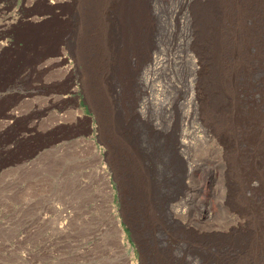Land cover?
Masks as SVG:
<instances>
[{"label":"rangeland","instance_id":"rangeland-1","mask_svg":"<svg viewBox=\"0 0 264 264\" xmlns=\"http://www.w3.org/2000/svg\"><path fill=\"white\" fill-rule=\"evenodd\" d=\"M86 1L0 0V264H150L153 257H156V264H161L159 259L163 257H166L165 261L167 257L179 259L177 264L191 257L196 259V264H205L209 260L210 264H229L232 262L220 256L218 258V255L227 251L241 260L239 264H264V253L259 251L264 245V231L255 237H245L248 243L244 239L232 243L237 246H230L229 238L213 237L208 233L212 226L223 227L217 216L211 225L199 224L201 238L190 244L187 234L170 222L165 208L176 196L182 198L181 182L188 164L182 162V158H190L189 163L193 167L195 164L200 165L197 176L190 179L194 187L198 181L203 186L206 169L211 166L207 163L216 160L212 164L216 165L215 170L220 173L218 183L222 184L224 192L227 183L223 180L229 168L225 166L223 158L229 156L230 150L243 152L241 158H264L261 148L259 150L256 145L253 146L254 143L247 147L244 141L232 137L233 130L230 132L219 122L214 107L216 101L213 102V99L219 98L216 85L207 89L204 82L206 74L199 76L194 82L195 95L192 94L193 102L190 103L189 95L185 98L186 94L181 92L188 70L185 67L168 66L163 72H157L152 84L156 90L153 99L157 106L142 108V117L137 118L131 107L128 110L125 108L123 101L129 92L137 105L145 100L140 79L142 81L146 69L143 66L147 51L152 54L162 50V58L168 54L174 60L183 51L194 54L197 28L191 6L196 5V2L182 11L188 20L182 31L170 26L167 15L168 9L181 5V0L153 2L154 9L159 10L155 11L159 18L152 22L149 35L148 32L146 34L145 47L137 44L130 49L132 65L135 70H139V79H135L129 89L127 82L123 83L125 79L116 62L123 50L121 43L124 37L119 7L114 4L115 0ZM221 9L225 10V7L219 8L217 18L214 16L213 19H218L220 24L214 27L217 32L215 36L218 30L222 34V42L217 45L223 52L218 47L212 50L207 45L211 50L208 52L207 48L204 49L206 61L209 63L208 58L214 50L221 51L222 58L230 61H225L224 65L228 64L224 72L229 73H224L223 80H220L226 85H223V94L226 95L225 91L228 90V109L239 105L242 109L247 108L243 99L248 98L246 100L249 101L250 109L257 107L254 109L259 112L261 103L264 104V100L260 99L264 97L261 43L255 40L254 44H242V39L239 41L237 38L240 34L238 24L233 20L235 12L226 16ZM249 29L248 18L245 17L244 30L249 32ZM49 32L68 35L49 43L43 37ZM183 33L187 35L185 40L182 39ZM206 33H209L208 38L211 40V30ZM35 38L41 43L36 46L29 44L30 39ZM181 40L182 48L175 49ZM262 40L264 44V38ZM234 50L239 53V57ZM74 54L82 55L76 58ZM225 57H231V60ZM100 70L103 72L100 73ZM232 81L235 82L233 86ZM92 85H98L96 91ZM184 100L188 102L182 108L179 102ZM159 102H163L166 108L158 106ZM101 103L108 109V116L103 113L105 118L102 116ZM186 110L190 114L187 123L183 120ZM241 114L243 117L242 111ZM104 122L110 123L105 125ZM220 130L231 137L229 141L232 144L227 151L217 138ZM182 133H193V139L189 140L193 146L191 149L177 148ZM116 165L123 167L122 173H117ZM222 188L220 186L221 191ZM195 192L190 194L191 198L197 195L203 201L208 198L206 191H200L199 194ZM224 192L218 197L223 203L219 200L214 202L227 213ZM247 195L254 199L261 193ZM192 200L193 203L187 206L189 214L198 217L202 203L195 198ZM258 202L264 205L260 200ZM137 212L142 215L138 216ZM202 255H205L206 261L201 262Z\"/></svg>","mask_w":264,"mask_h":264},{"label":"bare ground","instance_id":"bare-ground-1","mask_svg":"<svg viewBox=\"0 0 264 264\" xmlns=\"http://www.w3.org/2000/svg\"><path fill=\"white\" fill-rule=\"evenodd\" d=\"M86 1V0H85ZM84 0H82V2H85ZM103 1V0H102ZM155 0H115L114 4L119 7V12L122 15V25H123V39H122V43H121V47L123 50H121L122 52H120V56H118V67L120 72L123 74L124 77V84L125 81L127 82V87L130 89V87L132 88L133 84H134V80L135 79H139L138 78V72L139 70L135 68H133L132 65V56L130 49L134 48L137 44H141V47L144 46L145 47V43L147 40L146 34L148 32L149 35V31L151 30V25L152 22H156V19L159 18L157 17V14L155 13V5L154 7L153 2ZM179 1V0H178ZM88 2V1H86ZM108 2V1H107ZM111 2V0H110ZM108 2V3H110ZM113 2V1H112ZM193 2H196V5L191 6L192 7V13H193V22L195 27L197 28V32H196V43H195V49H194V54L191 55L188 52H184L182 53L181 56L177 55V58L174 60V58H172L170 55H166L165 57H161L163 54V51L161 50H157L156 53H150L149 51H147L146 54V58H145V65L143 66V68L145 67V71L142 73L143 77H142V81L140 79V83L142 84V95L144 96L145 100L141 101L139 105H137L135 103V101L132 99L131 97V92H129V94L124 97V103H125V108L128 110L130 107L131 109L134 111L135 115H137V118H139V116L142 117V113H141V109L142 108H148L149 106L151 107H155V100L153 99V94L154 92V88L152 87V84L155 80V75L157 74V72L162 71L164 69H166V67H185L188 70V76L184 78V85H183V89L181 90V92H184V94H186L185 98H188L189 95V100L190 103L193 102L192 100V94L193 93V89H194V82L198 79L199 76H201L202 74H206L205 77V86L207 87H211L216 85V89H218L219 91V98H217V100L213 99V102L216 101L214 103V107L216 106V112H217V118L219 120V122L221 123V125L223 127H227V129L231 132L233 130L232 133V137L236 136L237 138H239L242 141H244V144L248 147L251 144H253V146H257L256 148H261L264 151V104L261 103L262 105L260 106V110L255 111V107L250 109V104L249 101H247L246 99L248 98H244L243 101L246 104L247 108L242 109V107L239 106H232V109H228L227 103L230 101L228 99V92L226 93V91H228L226 89H224L225 94H223V85L226 86L225 84L220 83V80H223V75L224 73H229L224 72L225 69L227 68L225 61L229 62V60H225L222 57V53H221V49L219 48V45L221 44L220 41L222 42V34L221 32L218 30V35L215 36L217 32H215V27L214 25H219V21L218 19H213V17H216L217 11L219 8H224L225 10L221 9V12H224V14L226 13V16L232 15V13L235 12V15L233 17V20H236L239 30H240V34H238V40L240 41V39H242V44L246 43V44H254L253 41L257 40V43H261V49H260V53H262L261 58L264 57V44H262V38H264V0H205V2H201L200 0H181V5L179 7H174L172 9H168V19H169V24L170 26H174L175 29H178L180 31L185 30L184 28H186V25L188 24V20L185 17V15L182 13V11L185 8H188ZM95 3V2H94ZM106 3V2H105ZM104 3V4H105ZM88 4V3H87ZM111 5V4H110ZM81 6V5H80ZM91 6V5H89ZM93 7H95L93 5ZM89 8V7H88ZM91 8V7H90ZM117 9V8H116ZM112 10V9H111ZM223 10V11H222ZM156 12H159L156 11ZM220 12V13H221ZM232 12V13H231ZM222 14V13H221ZM159 16V15H158ZM225 17V15H222ZM245 17L248 18V22H249V32H246L244 30V26H245ZM161 18V17H160ZM217 18V17H216ZM227 17H225L226 19ZM232 18V17H231ZM221 20V19H220ZM231 21V20H230ZM187 22V23H186ZM228 22V21H227ZM226 22V23H227ZM234 22V21H233ZM235 22V23H236ZM223 23V22H222ZM160 24H162V20H160ZM230 25V24H229ZM235 25V24H234ZM233 26V25H231ZM224 27V26H223ZM236 27V26H235ZM238 27H236L238 29ZM234 28V27H233ZM235 28V29H236ZM224 29V28H223ZM211 30V35H212V39L209 40L210 38H208V34L206 33L207 31ZM171 31V30H170ZM227 31V30H226ZM151 32V31H150ZM228 32V31H227ZM226 32V33H227ZM233 32V31H232ZM224 32V34H226ZM230 33V31H229ZM47 34V33H46ZM49 32L46 36L44 35L43 37H46V41L49 43H52L53 41H58L59 39L66 37L67 35H65V33L63 32H58L57 34H54ZM228 34V33H227ZM235 34V33H233ZM72 35V34H71ZM182 35V34H181ZM210 35V36H211ZM182 39L185 40L187 38V35L183 33L182 35ZM40 37V36H39ZM73 37V36H72ZM226 37V36H225ZM224 37V38H225ZM229 37V36H228ZM41 38V37H40ZM230 38V37H229ZM180 39V38H179ZM228 39V38H227ZM43 40V39H42ZM71 40V39H70ZM183 40L180 41V44H177L175 46V49H181L183 44L181 43ZM214 41V43H211V41ZM45 41V40H43ZM42 41V42H43ZM68 41V39H67ZM179 41V40H178ZM207 42V43H206ZM252 42V43H251ZM32 45H37L40 44V40H36L35 39H30L29 44ZM46 43V42H45ZM76 43V42H75ZM220 43V44H219ZM78 44V42H77ZM219 44V45H217ZM226 44V43H225ZM238 44V43H237ZM236 44V45H237ZM72 45V44H71ZM185 45H189L185 44ZM209 45L211 47V49H215L216 47H218L221 51H215L211 52V58L209 57V63L208 60L206 61L205 58V53H204V49L207 48L208 52L211 49H208ZM240 45V44H239ZM74 46V45H73ZM77 46V45H75ZM74 46V47H75ZM96 46V45H95ZM205 46V47H203ZM227 46V45H226ZM224 45V47H226ZM232 47V45H229L227 47ZM235 46V45H234ZM241 46V45H240ZM40 47V46H39ZM73 47V48H74ZM78 47V46H77ZM80 47V46H79ZM94 47V46H93ZM181 47V48H180ZM209 47V48H210ZM83 48V47H82ZM147 48V47H146ZM173 48V47H171ZM240 48V47H239ZM30 49V48H29ZM189 49V48H188ZM224 49V48H223ZM245 49H247L245 47ZM243 48V50H245ZM69 50V49H68ZM73 50V49H72ZM75 50V49H74ZM83 49H79V51H82ZM173 50V49H171ZM187 50V49H186ZM185 50V51H186ZM225 50V49H224ZM236 50H237V46H236ZM32 51V50H31ZM86 51V50H85ZM100 51V50H99ZM188 51V50H187ZM227 51V50H226ZM225 51V52H226ZM231 51V50H230ZM240 51V50H238ZM248 51V50H247ZM76 51H74L75 53ZM182 52V51H181ZM206 52V51H205ZM223 52V51H222ZM235 52V50H234ZM245 52V51H244ZM77 53V52H76ZM75 53V54H76ZM80 53V52H79ZM96 53V52H95ZM146 53V52H145ZM168 53V52H166ZM207 53V52H206ZM74 54V56H75ZM85 54V53H84ZM229 54V52H228ZM226 53V55H228ZM231 54V53H230ZM235 54H237L235 52ZM239 54V53H238ZM237 54V55H238ZM247 54V53H246ZM245 54V55H246ZM82 55V54H81ZM80 55V56H81ZM87 55V54H86ZM99 55V54H98ZM224 55V54H223ZM241 55H243L241 53ZM78 55H76L75 57H80ZM84 56V55H83ZM100 56V55H99ZM230 56V55H229ZM244 56V55H243ZM97 57V56H96ZM114 57V56H113ZM117 57V56H116ZM239 57V55H238ZM247 57V55H246ZM245 57V58H246ZM88 57H86L87 59ZM226 59H230L231 57H225ZM236 58V57H235ZM80 59V58H79ZM115 59V57H114ZM113 59V60H114ZM100 60V58L98 59ZM239 60H242L241 58ZM236 59V61H239ZM96 61V60H94ZM234 61V60H233ZM231 61V62H233ZM235 61V62H236ZM99 62V61H98ZM206 62L208 64H206ZM97 63V61H96ZM144 63V62H143ZM240 64V63H239ZM92 65V64H91ZM96 65V64H95ZM234 63L231 65L233 66ZM98 66V65H97ZM100 66V65H99ZM102 66V65H101ZM236 66V65H235ZM242 66V65H241ZM88 67V66H87ZM94 67V66H93ZM90 68V67H89ZM97 68V67H96ZM239 68V67H238ZM100 69V68H99ZM236 69V68H235ZM91 70V69H90ZM101 71V70H100ZM99 71V72H100ZM114 71V70H113ZM87 72V71H86ZM98 72V71H97ZM103 70L100 72L102 73ZM237 72V71H236ZM118 73V72H117ZM90 74V73H89ZM119 74V73H118ZM141 74V75H142ZM236 74V73H234ZM94 75V74H93ZM105 75V74H104ZM103 75V76H104ZM121 75V74H120ZM150 75V76H149ZM165 75V74H164ZM229 75V74H228ZM231 75V74H230ZM101 76V75H100ZM92 77V76H91ZM141 77V76H140ZM230 78V76H228ZM202 78V77H201ZM238 78V77H237ZM93 79V78H91ZM102 79V78H101ZM200 79V78H199ZM226 79V78H225ZM99 80V79H98ZM104 80V79H102ZM233 80V79H232ZM93 81V80H91ZM97 81V79H96ZM201 81V80H200ZM101 82V81H100ZM107 81L105 80L104 83H106ZM203 82V79H202ZM201 82V83H202ZM203 82V83H204ZM223 82V81H222ZM230 82V81H229ZM228 82V84H229ZM103 83V84H104ZM224 83V82H223ZM226 83V82H225ZM233 82L232 81V86H233ZM96 84V83H94ZM99 84V83H97ZM227 84V86H228ZM199 85V84H198ZM98 86V85H97ZM95 85H92L91 87L94 88V90L96 91V87ZM196 86V85H195ZM204 86V85H203ZM201 86V87H203ZM235 86V85H234ZM241 86V84H240ZM111 87V86H110ZM117 87V86H116ZM103 87H101L100 89H102ZM124 88V87H123ZM204 88V87H203ZM212 88V87H211ZM208 89V88H207ZM206 89V90H207ZM237 89V88H236ZM108 90V88H107ZM244 90V89H243ZM94 91V92H95ZM100 91V90H99ZM98 91V92H99ZM111 91V90H109ZM129 91V90H128ZM199 91V90H198ZM214 92L215 89L213 90ZM212 91V92H213ZM247 91V90H246ZM105 92V91H104ZM107 92V91H106ZM211 92V93H212ZM109 93V92H108ZM113 93V91H112ZM111 93V95H112ZM201 93V92H200ZM203 93V90H202ZM234 93V92H233ZM241 93V92H240ZM97 94V93H96ZM110 94V93H109ZM115 94V93H113ZM206 94V93H205ZM237 94V93H236ZM236 94H233L234 97L237 96ZM239 94V93H238ZM248 94V93H247ZM95 95V93H94ZM118 95V94H117ZM120 95V94H119ZM195 95V94H194ZM201 95V94H200ZM213 95V94H212ZM218 95V94H217ZM223 95L225 97H223ZM232 95V94H230ZM244 95V92H243ZM106 96V95H105ZM109 96V95H108ZM116 97V95H114ZM211 96V95H210ZM240 96V94L238 95ZM237 96V97H238ZM111 97V96H110ZM196 97V96H195ZM204 97V96H203ZM244 97V96H243ZM247 97V95H246ZM102 98V97H101ZM106 98V97H104ZM117 98V97H116ZM115 98V100H116ZM120 99V97H118ZM117 98V99H118ZM123 98V97H122ZM121 98V99H122ZM129 98V99H128ZM197 98V97H196ZM210 98V97H209ZM251 98V97H250ZM118 99V100H119ZM235 99V98H234ZM240 99V98H239ZM238 99V100H239ZM260 99L264 100V97H260ZM97 100V99H96ZM100 100V99H99ZM198 100V98H197ZM202 100V99H201ZM242 100V98H241ZM240 100V101H241ZM262 100V101H263ZM98 101V100H97ZM107 101V100H105ZM109 101V100H108ZM114 101V100H113ZM121 101V100H120ZM205 101V100H204ZM96 102V101H95ZM102 102V101H101ZM104 102V100H103ZM188 102V101H187ZM186 100H184L183 102H179L180 107H184L187 105ZM251 102V101H250ZM111 102L109 101V104ZM114 103V102H113ZM116 103V102H115ZM203 103V102H200ZM234 103V102H233ZM239 102H237L236 104H238ZM254 103V102H253ZM97 104H99L97 102ZM102 104V103H101ZM104 104H106L104 102ZM102 104V114L104 113L105 115L108 116V109L107 107ZM122 104V102H121ZM160 106L162 109H165L166 106L163 102H159ZM225 104V105H224ZM243 104V103H242ZM252 104V103H251ZM191 105V104H190ZM201 105V104H200ZM203 105V104H202ZM205 105V104H204ZM260 105V104H259ZM113 106V104H112ZM111 106V107H112ZM143 106V107H142ZM157 106V104H156ZM192 106V105H191ZM244 106V104H243ZM133 107V108H132ZM99 108V107H98ZM110 108V107H109ZM191 108V107H190ZM230 108V107H229ZM255 108V109H254ZM130 109V112H131ZM139 109V110H138ZM181 109V108H180ZM187 109V107H186ZM97 110V107H96ZM100 110V111H102ZM115 111V110H114ZM126 111V110H125ZM214 111V110H213ZM241 111L243 113V117L241 114ZM99 113V111H96ZM124 112V110H123ZM128 112V111H126ZM110 113V112H109ZM113 113V111H112ZM111 113V115H112ZM185 114L183 115V120L185 121V123L189 122L190 119V114L187 112H184ZM208 113V112H207ZM101 114V115H102ZM104 114L102 115L103 118ZM131 114V113H130ZM133 114V113H132ZM126 115V113H125ZM210 115V114H208ZM110 116V114H109ZM117 115H115L116 117ZM125 117V116H123ZM128 117V116H126ZM209 117V116H207ZM99 118V117H98ZM101 117V119H103ZM118 119V116L116 117ZM210 118V117H209ZM208 118V119H209ZM214 118V117H213ZM210 118V119H213ZM112 119V118H111ZM126 119V118H124ZM128 119V118H127ZM207 119V120H208ZM111 121V120H110ZM119 121V120H118ZM211 121V120H210ZM213 121V120H212ZM215 121V120H214ZM209 122V120H208ZM105 123V122H104ZM108 123V122H107ZM105 123V125L107 124ZM110 123V122H109ZM108 123V124H109ZM121 123V122H120ZM123 123V122H122ZM214 123V122H213ZM112 124V122H111ZM216 124H218L216 122ZM186 125V124H185ZM213 125V124H212ZM215 125V123H214ZM213 125V127H214ZM219 125V124H218ZM258 125V126H256ZM156 126V125H155ZM220 126V125H219ZM191 127V126H190ZM208 127V126H207ZM218 127V126H217ZM259 127V128H258ZM261 128V129H260ZM110 129V128H109ZM222 129V128H221ZM260 129V130H259ZM194 130V129H193ZM211 130V129H210ZM215 130V129H214ZM219 130V129H217ZM223 130V129H222ZM258 130V132L254 135L253 133ZM261 133H260V132ZM194 132V131H193ZM221 132V133H219ZM217 134L218 135V140L220 141V143L223 145L224 149H226V151L229 149V146L232 144H230L231 141V137H227V135L225 133H223L221 130L219 131ZM207 133V132H206ZM260 133V134H259ZM210 134V133H209ZM258 134V135H257ZM193 133L192 134H186V133H182L180 136V139L177 141V148L178 149H191V143L189 140L193 139ZM215 138V137H214ZM196 139V138H195ZM230 139V141H229ZM198 140V139H197ZM238 140V139H237ZM217 141V140H216ZM236 141V140H235ZM257 141V142H256ZM196 142V141H195ZM237 142V141H236ZM235 142V145H236ZM217 143V142H216ZM215 145V144H214ZM221 146V145H220ZM233 146V145H232ZM238 146V145H237ZM241 146V145H240ZM243 146V145H242ZM193 147V146H192ZM222 147V148H223ZM244 147V146H243ZM246 147V148H247ZM251 148V147H250ZM248 149V148H247ZM252 149H254L252 147ZM257 149V150H258ZM183 150V151H184ZM237 150V149H236ZM229 151V156L227 158H223L224 159V163L225 166L229 168V172L224 176L223 181H226L227 184H225V187H227L226 189V204H227V213L226 211H222V209L220 208V206L216 205V200L218 201L221 196V194H223L224 190L222 188V184H219L218 179H219V171L215 170L216 169V165L212 164V163H216L215 161L213 162H209L207 163V165H211L208 170L206 169L207 172V176L204 178V183L203 186H201L200 181H198V185H196V187L191 186L190 184V179L195 178L197 176V170L199 169L198 167L200 166L199 164H195V166H191L189 161H191L190 158H182V162H186L188 163L186 167V174L182 180V184H181V196L182 198L179 197H175L174 199H172L169 203L166 204L165 208L169 217L170 222L176 226L179 230H181L182 232L186 233L188 238V241L190 242V244H194L197 241V238H201L199 237L200 234L202 233V230L199 228V224L201 223H207L209 225L213 224V220L214 218H220L221 219V223L223 225V227L218 226L217 228L215 226H210L211 228L209 229L208 233H211L213 237H223L225 236L226 238H229V240H231V244L232 245L233 242H238L241 240H244L245 237L249 236V235H257L261 232L264 231V205L261 206L259 204V200L261 201L260 203L264 204V158H241V156H243V152L240 151ZM260 150V149H259ZM181 152V150H179ZM178 151V152H179ZM224 151V150H223ZM252 151V150H251ZM231 152H233V157L230 158L231 156ZM257 152V151H256ZM262 152V151H261ZM249 153V152H248ZM247 153V154H248ZM259 153V152H258ZM246 154V153H245ZM261 154V153H260ZM263 154V153H262ZM227 155V154H226ZM253 155V154H252ZM220 159V158H219ZM222 159V160H223ZM125 162V161H124ZM123 163V162H122ZM128 163V162H127ZM194 163V162H192ZM124 164V163H123ZM219 164V163H218ZM217 164V165H218ZM221 164V163H220ZM115 165V164H114ZM119 165V164H118ZM202 166H204L203 164H201ZM117 167V173H122L123 172V167L119 166H115ZM127 167V166H126ZM219 168V167H217ZM125 169V168H124ZM185 169V168H184ZM226 170V169H225ZM130 171V170H129ZM218 171V172H216ZM131 173V172H130ZM222 173H224V170H222ZM127 174V172H126ZM184 174V173H183ZM131 175V174H130ZM177 175V174H176ZM224 175V174H222ZM132 177V176H131ZM182 177V176H181ZM237 177V178H236ZM145 178V177H144ZM142 179V178H141ZM238 179V180H237ZM126 180V178L124 179ZM139 181V180H138ZM142 181V180H141ZM140 181V182H141ZM256 181V182H254ZM136 182V179L135 181ZM133 182V184H134ZM145 183V182H144ZM256 183L259 184V186L256 185ZM128 184V183H127ZM132 184V183H131ZM134 186V185H133ZM132 186V187H133ZM141 186V185H140ZM220 186L222 188V191L220 189ZM135 187V186H134ZM194 187V188H193ZM140 189V188H139ZM135 191V190H134ZM137 191V190H136ZM196 191L195 193H198L200 191H206V194L208 196V198H206V201L204 202L202 200V198H199L200 195H197L196 197H192L195 198L197 201H199L200 203H202L201 205V209H200V213L198 217H192L190 216V212L188 211L187 206H189L190 202H192V198L190 196V194L192 192ZM220 192H222L220 194ZM224 192V193H225ZM186 193V195L184 194ZM194 193V194H195ZM247 193H261V195H259V197L256 198H251L248 197L249 195H247ZM196 195V194H195ZM225 195V194H224ZM255 195V194H254ZM187 197V199L185 198ZM146 198V197H145ZM224 199V198H223ZM145 200V199H144ZM149 200V199H148ZM192 200V201H191ZM215 201V202H214ZM220 203H223L221 200H219ZM149 202V201H148ZM195 202V201H193ZM192 202V203H193ZM198 202V203H199ZM258 202V203H257ZM137 203V202H136ZM154 204V203H152ZM165 204V203H163ZM162 204V205H163ZM146 205V204H145ZM193 205V204H192ZM190 205V206H192ZM154 206V205H153ZM223 205H221L222 207ZM226 206V205H225ZM157 207V206H156ZM155 207V208H156ZM154 208V207H153ZM143 209V207H142ZM150 209V208H149ZM224 209V208H223ZM145 210V209H144ZM157 211V210H156ZM155 211V212H156ZM221 211L223 214H221ZM139 214H137L138 216H141L142 214L140 212H137ZM141 214V215H140ZM149 214V213H147ZM146 214V215H147ZM158 214V213H157ZM161 215V214H160ZM219 215H223L222 217ZM156 216V215H155ZM158 216V215H157ZM164 216V215H163ZM167 217V218H168ZM161 218V217H160ZM137 219V218H135ZM250 219H256L255 222L254 221H250ZM161 220V219H160ZM147 221V220H146ZM141 222V221H139ZM155 222V221H154ZM147 223V222H146ZM160 223V222H159ZM162 223V222H161ZM148 224V223H147ZM139 225V224H138ZM146 225V224H145ZM144 225V227L146 228V226ZM149 225V224H148ZM152 225V224H151ZM169 229V228H168ZM171 231V230H170ZM168 232V231H167ZM173 232V231H172ZM205 232V231H203ZM150 234V233H149ZM183 234V233H182ZM172 235V234H171ZM148 236V235H147ZM150 236V235H149ZM152 237V236H151ZM154 237V236H153ZM175 237V236H174ZM179 237V236H178ZM237 237V239H236ZM255 237V236H254ZM147 238V237H146ZM185 238V237H184ZM209 238V237H208ZM153 239V238H152ZM177 239V238H176ZM235 239V240H233ZM143 240V239H142ZM183 240V239H182ZM210 240V239H209ZM214 240V239H213ZM217 240V239H216ZM215 240V241H216ZM257 240V239H255ZM145 241V240H144ZM147 241V240H146ZM212 241V239H211ZM226 241V240H225ZM245 241H247V239H245ZM252 241V240H251ZM209 242V241H207ZM258 242V240H257ZM255 244H258V243ZM157 243V242H156ZM172 243V242H171ZM216 243V242H215ZM243 243V242H242ZM248 243V241H247ZM263 243V242H262ZM154 244V243H153ZM173 244V243H172ZM200 244V243H199ZM208 244V243H207ZM217 244V243H216ZM245 244V243H244ZM254 244V242H253ZM151 245V244H150ZM176 245V244H175ZM187 245V244H186ZM197 245V244H196ZM237 246L236 243H234L232 246ZM260 245V244H258ZM174 246V245H173ZM194 246V245H193ZM209 246V244H208ZM229 246V247H230ZM247 246V245H246ZM262 246V245H261ZM183 247V246H182ZM197 247V246H196ZM196 247H193L194 249H197ZM216 247V246H215ZM219 247V246H218ZM255 247V246H254ZM257 247V246H256ZM260 247V246H259ZM203 248V247H202ZM209 248V247H208ZM207 248V249H208ZM238 248V247H237ZM246 248V247H245ZM250 249L253 250V247L250 246ZM189 249V248H188ZM219 249V248H218ZM223 251L225 249V247H222ZM236 249V248H235ZM152 250V249H151ZM157 250V249H156ZM171 250V249H170ZM239 250H243L239 248ZM251 250V251H252ZM258 250V249H256ZM219 251V250H217ZM221 251V250H220ZM240 251V252H241ZM244 251V250H243ZM255 251V249H254ZM259 251H261L262 253H264V245L263 248L260 247ZM160 252V251H159ZM169 252V251H168ZM185 252V251H184ZM183 252V253H184ZM210 252V251H209ZM208 252V253H209ZM222 252V251H221ZM219 253V252H218ZM224 254H220L218 255V258L220 256L221 259H227V261L232 262L233 264H239L241 262V260L236 258V255L231 254V251H227V252H223ZM257 252H255L256 254ZM166 254V253H164ZM250 254V253H249ZM208 255V254H207ZM211 255V254H210ZM215 255V256H217ZM165 256V255H164ZM171 256V255H170ZM177 256V255H175ZM203 256V255H202ZM253 256V255H251ZM151 257V256H150ZM149 257V258H150ZM163 257V255H162ZM178 257V256H177ZM183 257V256H182ZM181 257V258H182ZM257 257V256H256ZM161 258V257H160ZM164 258V257H163ZM159 259L161 264H177L178 260L176 258L173 257H167V260L165 261L166 257L164 259ZM185 258V257H184ZM213 258V257H212ZM217 258V257H216ZM213 258V259H216ZM219 258V259H220ZM246 258V257H245ZM155 259L156 257L152 258V261H149L150 264H156L155 263ZM183 259V258H182ZM244 259V258H243ZM251 259V258H250ZM264 260V259H263ZM262 260V261H263ZM206 261L205 260V255L203 256V259L201 260V262ZM260 261V259L258 260ZM261 261V262H262ZM182 262V263H181ZM179 264H196V259H194V257L191 258H186L183 259ZM210 260L208 262H206L205 264H210L209 263ZM217 262V261H216ZM246 262V261H245ZM200 263V262H199ZM220 263V261H219ZM229 263V264H232ZM200 264H204V263H200ZM247 264V263H245ZM254 264V263H253ZM258 264V263H257ZM263 264V263H260Z\"/></svg>","mask_w":264,"mask_h":264}]
</instances>
